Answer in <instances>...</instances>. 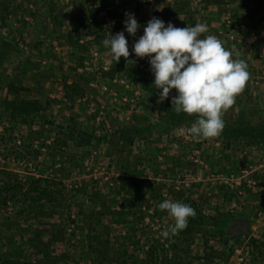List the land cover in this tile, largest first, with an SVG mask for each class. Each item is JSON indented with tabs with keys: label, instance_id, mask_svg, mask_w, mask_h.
I'll use <instances>...</instances> for the list:
<instances>
[{
	"label": "trees",
	"instance_id": "16d2710c",
	"mask_svg": "<svg viewBox=\"0 0 264 264\" xmlns=\"http://www.w3.org/2000/svg\"><path fill=\"white\" fill-rule=\"evenodd\" d=\"M219 2L208 0L206 3ZM1 9L8 11L6 4ZM3 12H0V30L6 25ZM32 16L30 14V20ZM23 17L18 22L21 27L29 24ZM251 17L256 21L255 13ZM261 22L264 23V16ZM68 39L77 43V37ZM21 52L23 50L6 40L0 31V122L3 130L7 125L3 136L19 128H29L35 133L34 122L48 114L53 104L45 100L41 88L33 89L32 95L31 88L26 86L28 77L35 78L30 75L29 59L13 71L9 70L12 57L21 56ZM131 60L133 62H127L123 57L118 63L112 60L106 76L113 78L124 71L135 90L146 97L144 114H135L129 122L116 127L102 123V128L91 131L56 125V137L47 145L53 159L67 161L68 155L69 168L75 171L80 169L87 155L85 149L96 152L107 144L106 168L113 173L107 182L91 180L88 184L75 180L68 189L53 178L0 170V207H7L11 201L17 204L13 216L0 219V232L8 234L6 242L0 236V264H228L243 245L247 253L241 264H264V239L256 238L251 230L256 217L252 214L255 201L261 199L264 207V171L258 191L247 186L236 191L224 187L222 205H231L234 197L243 195L237 201L240 215L219 206L206 209L205 205L211 200L208 193L200 190L203 183L182 185L178 192L180 197L174 200L168 188L145 178L141 168L161 167L156 147L162 136L191 126L196 116L177 114L172 109L171 97L176 95L175 90L168 99L157 103L160 90L154 87L152 79L140 72L138 60ZM129 65L131 70H128ZM252 111L244 108L235 118L223 114L224 128L216 138L227 148L238 143L254 146L256 157L264 159V112L256 116ZM181 165L171 170L176 177L180 175ZM253 177L259 180V176ZM165 199L188 204L195 210V216L188 218L187 227L169 238L158 235L174 224L167 211L158 207ZM58 213L69 219L68 226L63 221L62 228H34L31 237L26 238L24 231L28 230H24L22 223L33 217H53ZM147 218L157 223L158 234H149L153 229L145 227ZM58 243L64 247L57 246Z\"/></svg>",
	"mask_w": 264,
	"mask_h": 264
},
{
	"label": "rangeland",
	"instance_id": "374dc122",
	"mask_svg": "<svg viewBox=\"0 0 264 264\" xmlns=\"http://www.w3.org/2000/svg\"><path fill=\"white\" fill-rule=\"evenodd\" d=\"M207 1L0 0V12H3V4L8 7V11L2 13L6 14V25L2 26L1 34L23 50L20 53L22 57L18 54L12 57L9 70L13 71L29 59L32 66L30 75L35 78L28 77L26 86L31 88L32 95L33 89L41 88L45 100L53 103L48 114L34 122L35 133L29 128H19L3 136L7 125L3 130L0 122V170L6 169L22 176L53 178L68 189L75 180L90 184L91 180L107 182L111 178L113 173L106 168L107 144L96 152L85 149L87 155L80 169L75 171L69 168L68 155L67 161L53 159L47 145H51L56 137V125H72L91 131L102 128V123L116 127L129 122L135 114H144L146 97L135 90L126 73L119 72L113 78L106 76L112 58L102 41L108 33L115 35L124 31L130 59H137L140 72L154 81L148 59L135 57L131 51L134 42L143 35V27L154 16L178 28L205 24L208 32L201 34L200 38L212 34L222 41L226 49L239 51V58L248 65L249 78L244 89L235 97L234 104L223 114L235 118L244 108L253 109L252 113L256 116L264 112V23L261 22L264 0H220L219 4H211L226 5L217 14L207 10L211 6L207 5ZM126 13L134 14L141 25L135 37L125 31ZM254 13L256 21L251 19ZM30 14L34 15L31 20ZM21 17L29 24L21 27L18 24ZM69 36L77 37V43L73 44ZM130 68L129 65L128 70ZM190 127L183 126L170 135L162 136L156 147L161 167L156 169L151 165L153 169L141 168L145 178L168 188L174 200L180 197L178 192L182 185L188 187L195 182L203 183L200 190L208 193L211 200L205 205L206 209L219 206L240 215V203L237 201L243 195L234 197L231 205H222L224 187L236 191L247 186L254 192L258 191L262 183L264 159L256 157L254 146L238 143L227 148L216 137L194 142L188 131ZM179 163H182L178 169L180 176L176 177L172 171ZM254 175L259 176V180H255ZM13 203L11 201L7 207H0V219L13 216L17 210V204ZM255 204L252 235L264 239V207L259 198ZM68 220L62 218L60 213L53 217L43 215L28 219L22 223V227L28 230L24 231L28 239L34 228H62L63 221L66 222L65 226L70 224ZM156 224L151 218L146 219L145 227L151 226L153 229L149 234H158ZM69 228L70 231L73 226ZM0 236L4 242L8 241L5 231L0 232ZM56 245L64 247L62 243ZM246 253L244 245L241 246L228 264H241Z\"/></svg>",
	"mask_w": 264,
	"mask_h": 264
},
{
	"label": "clouds",
	"instance_id": "9594fccd",
	"mask_svg": "<svg viewBox=\"0 0 264 264\" xmlns=\"http://www.w3.org/2000/svg\"><path fill=\"white\" fill-rule=\"evenodd\" d=\"M125 15V31L135 37L141 25L134 14ZM206 32L208 28L202 23L178 28L154 16L131 49L135 57L148 59L153 85L160 90L157 103L168 99L174 89L172 109L177 114H195L188 129L194 142L219 136L224 128L223 113L234 104L249 78L240 52L226 49L215 35L200 38ZM102 43L115 63L121 57L132 61L124 31L108 33ZM158 207L174 219V224L160 232L162 238L176 235L187 227L188 218L195 216V210L182 202L165 199Z\"/></svg>",
	"mask_w": 264,
	"mask_h": 264
},
{
	"label": "crops",
	"instance_id": "0c3cea01",
	"mask_svg": "<svg viewBox=\"0 0 264 264\" xmlns=\"http://www.w3.org/2000/svg\"><path fill=\"white\" fill-rule=\"evenodd\" d=\"M224 7H226V5L223 3V5L222 6H220V5H214V6H209L208 8H207V10L208 11H211V12H214V14H217L221 9H225ZM256 236V235H255ZM258 236V235H257ZM257 236H256V238H257Z\"/></svg>",
	"mask_w": 264,
	"mask_h": 264
},
{
	"label": "built area",
	"instance_id": "2783aa9c",
	"mask_svg": "<svg viewBox=\"0 0 264 264\" xmlns=\"http://www.w3.org/2000/svg\"><path fill=\"white\" fill-rule=\"evenodd\" d=\"M104 90H107V88H104ZM179 176H180V175H179ZM179 176H178V177H179ZM186 185L188 186V185H189V183H187Z\"/></svg>",
	"mask_w": 264,
	"mask_h": 264
}]
</instances>
